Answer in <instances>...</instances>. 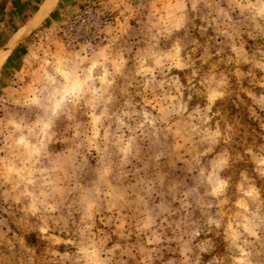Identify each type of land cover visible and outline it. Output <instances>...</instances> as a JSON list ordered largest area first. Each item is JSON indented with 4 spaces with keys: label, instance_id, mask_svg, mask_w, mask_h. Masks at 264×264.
I'll return each instance as SVG.
<instances>
[{
    "label": "rangeland",
    "instance_id": "374dc122",
    "mask_svg": "<svg viewBox=\"0 0 264 264\" xmlns=\"http://www.w3.org/2000/svg\"><path fill=\"white\" fill-rule=\"evenodd\" d=\"M104 1L0 40V264H264V0Z\"/></svg>",
    "mask_w": 264,
    "mask_h": 264
},
{
    "label": "built area",
    "instance_id": "2783aa9c",
    "mask_svg": "<svg viewBox=\"0 0 264 264\" xmlns=\"http://www.w3.org/2000/svg\"><path fill=\"white\" fill-rule=\"evenodd\" d=\"M104 0H95L82 8L65 12L55 21L54 33L63 47L90 55L107 39L113 13Z\"/></svg>",
    "mask_w": 264,
    "mask_h": 264
},
{
    "label": "crops",
    "instance_id": "0c3cea01",
    "mask_svg": "<svg viewBox=\"0 0 264 264\" xmlns=\"http://www.w3.org/2000/svg\"><path fill=\"white\" fill-rule=\"evenodd\" d=\"M94 1L95 0H0V40L3 42L5 39H10L11 37L15 38L16 34L18 37H25L30 34L36 25H40L42 20L48 17L51 18L56 10L57 17H60L62 13L82 8ZM32 11L33 14H30ZM9 47L7 51L10 52L12 46ZM3 48V46L0 47V53ZM11 55L12 53L8 57V63L10 62ZM6 58L7 55L5 59Z\"/></svg>",
    "mask_w": 264,
    "mask_h": 264
}]
</instances>
